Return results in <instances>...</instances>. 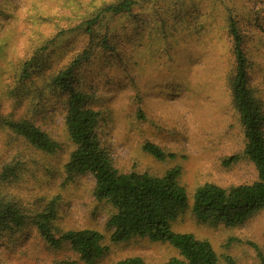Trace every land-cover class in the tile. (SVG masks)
I'll use <instances>...</instances> for the list:
<instances>
[{
    "label": "rangeland",
    "instance_id": "1",
    "mask_svg": "<svg viewBox=\"0 0 264 264\" xmlns=\"http://www.w3.org/2000/svg\"><path fill=\"white\" fill-rule=\"evenodd\" d=\"M118 1L0 0V118L30 119L60 144L54 155L46 154L0 122V174L15 167V176L0 183V198L31 214L55 200L57 235L85 228L104 235L109 251L96 264L133 256L163 264L178 256L176 249L140 237L111 243L106 224L111 209L95 199L93 176L67 178L64 167L73 149L64 123L68 89L59 94L47 86L90 42L71 28ZM230 15L250 58L249 85L264 107V0H135L127 13L104 15L100 32L111 48L93 42L92 56L74 70L71 88L85 91L101 112L99 137L120 171L161 176L180 168L189 206L172 222L173 231L208 240L219 264H264V210L226 226L199 222L191 209L192 193L201 184L229 187L257 178L254 164L243 156V127L229 86ZM33 57L42 66L22 78L24 63ZM146 143L163 150L165 159L150 155ZM66 259L86 264L68 243L59 249L44 243L30 222L0 238V264Z\"/></svg>",
    "mask_w": 264,
    "mask_h": 264
},
{
    "label": "trees",
    "instance_id": "2",
    "mask_svg": "<svg viewBox=\"0 0 264 264\" xmlns=\"http://www.w3.org/2000/svg\"><path fill=\"white\" fill-rule=\"evenodd\" d=\"M134 2L120 0L105 5L96 15L71 28L72 32L81 30L79 32L87 34L90 42L71 64L47 79V86L59 94L68 89L64 100V123L73 149L64 171L67 178L86 173L93 176L95 199L111 209L106 222L107 229L111 231V243L125 242L136 237L146 238L154 243H168L177 250L178 256L163 264H219L218 256L208 240L199 239L192 233L175 232L171 228L172 222L189 206L187 190L180 183V168L173 167L161 176L140 171H120L99 137L101 112L94 108L85 91L71 88L75 78L74 70L92 56L93 42L99 41L104 48H111L107 44V37L100 32L104 15L127 13ZM229 34L234 53L229 78L232 102L243 127V156L254 164L257 178L251 183L229 187L214 183L201 184L192 193L191 209L199 222L237 226L264 210V107L249 85L248 68L251 62L244 49L243 35L232 15L229 16ZM41 66L34 57L28 60L23 65L22 78L30 76L31 68L40 69ZM38 91L42 93L44 90ZM0 122L38 151L54 155L60 149L59 142L30 119L1 117ZM144 149L159 160L167 156L151 143H146ZM235 159L226 160L225 164ZM14 174L15 167L6 166L0 174V183L10 181ZM29 212L15 201L0 198V238L6 233L24 229L30 222L44 243L53 249L68 243L86 264H96L109 251L104 235L94 229L67 230L57 235L54 232L57 215L55 200L41 212ZM249 244L259 250L256 244ZM53 264H76V261L66 259ZM113 264L150 263L142 257L133 256Z\"/></svg>",
    "mask_w": 264,
    "mask_h": 264
}]
</instances>
